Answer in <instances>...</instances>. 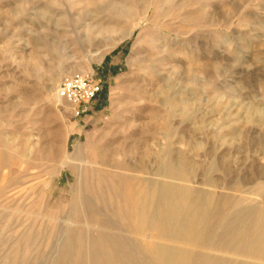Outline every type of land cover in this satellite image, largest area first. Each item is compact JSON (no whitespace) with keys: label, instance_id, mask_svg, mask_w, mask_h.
Segmentation results:
<instances>
[{"label":"rangeland","instance_id":"1","mask_svg":"<svg viewBox=\"0 0 264 264\" xmlns=\"http://www.w3.org/2000/svg\"><path fill=\"white\" fill-rule=\"evenodd\" d=\"M76 73L102 87L86 107L57 94ZM168 160L264 206V0H0V264H104L78 185Z\"/></svg>","mask_w":264,"mask_h":264},{"label":"bare ground","instance_id":"2","mask_svg":"<svg viewBox=\"0 0 264 264\" xmlns=\"http://www.w3.org/2000/svg\"><path fill=\"white\" fill-rule=\"evenodd\" d=\"M145 167L142 161L140 174L124 190L102 170L90 175L97 189L78 185L86 231L96 224L92 246L98 247L101 263L131 264L123 228L112 223L123 226L127 212L133 231L145 236L137 244L151 264H264V206L195 187L190 171L170 160L155 168L166 179L141 175L148 172Z\"/></svg>","mask_w":264,"mask_h":264},{"label":"built area","instance_id":"3","mask_svg":"<svg viewBox=\"0 0 264 264\" xmlns=\"http://www.w3.org/2000/svg\"><path fill=\"white\" fill-rule=\"evenodd\" d=\"M102 87L89 75L76 73L64 78L58 85V96L72 106L86 107L100 93Z\"/></svg>","mask_w":264,"mask_h":264}]
</instances>
